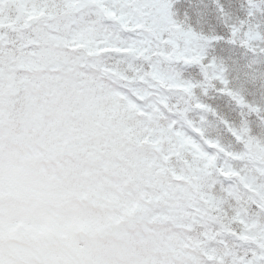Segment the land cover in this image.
Here are the masks:
<instances>
[{
    "label": "snow or ice",
    "instance_id": "1",
    "mask_svg": "<svg viewBox=\"0 0 264 264\" xmlns=\"http://www.w3.org/2000/svg\"><path fill=\"white\" fill-rule=\"evenodd\" d=\"M7 2L0 0V28L12 22L3 15ZM12 2L17 20L23 15L37 22L26 38L36 46L20 55L45 77L60 73L45 82L60 89L87 67L86 85L111 94L126 114L125 130L138 129L137 139L156 153L149 173L164 174L168 182L150 194L138 183L130 205L146 209L132 221L142 226L145 242L185 248L171 264H264V0H238L228 8L223 0ZM25 46L22 38L19 48ZM13 55L0 44L5 84ZM250 85L259 86L261 101L248 100ZM213 93L241 110L238 120L201 99ZM193 112L202 115L196 119ZM174 159L183 162L179 170ZM146 196L159 199V206L149 209ZM154 214L163 218V233L151 227ZM53 222L44 214L39 223ZM0 264L52 262H13L0 252Z\"/></svg>",
    "mask_w": 264,
    "mask_h": 264
},
{
    "label": "rangeland",
    "instance_id": "2",
    "mask_svg": "<svg viewBox=\"0 0 264 264\" xmlns=\"http://www.w3.org/2000/svg\"><path fill=\"white\" fill-rule=\"evenodd\" d=\"M193 2L200 3V0ZM203 2L207 4L210 0ZM230 2H235L238 7V0H223L226 8ZM3 15L12 18L10 24L6 22L5 27L0 28V33H4L0 44L7 49L22 38L29 37L37 23L35 19L23 15L17 20V8L12 0L4 5ZM70 51L75 54L77 49ZM12 58L9 66L12 75L8 83L0 81V136L8 130L2 102L4 92H7L8 97L11 83L28 82L23 87L22 97L31 96L34 89L46 94L62 93V90L57 91L45 82L60 73L53 72L45 77L40 66L30 69L31 72L19 56ZM17 69L21 71L19 74L15 72ZM89 72L90 69L82 66L78 77L73 76L68 86L72 87L71 84L75 83L93 93L86 99L87 103L91 102L89 108L92 109L84 108L81 116L86 118L88 115L91 122L96 121L86 131L87 134H80L77 125H71L74 122L69 119L65 129L58 130L56 120L54 126L50 123L45 130H41L44 134L40 135V126L36 122L39 118L32 112L39 96L33 99L32 111L29 109L28 112L32 115L26 120L31 123L25 121L33 125L26 134L29 135L30 154L38 156L47 153L48 159L52 160L50 165L55 164L53 173L67 178L68 186L56 187L53 182L38 184L44 174L38 166L25 162V153L24 156L16 155L11 145L9 151L4 148L0 150V186L3 187L0 192V223L3 224L0 230V252L13 262L43 258L52 264H171L173 260L179 261L187 254V250L178 247L175 242L163 247L146 243L142 226L132 223L137 215H144L146 209L141 206L130 207L135 202L138 183H143L144 191L150 194L161 184L167 183L169 177L149 173V165L156 153L147 142L137 139L140 135L138 129L125 130L126 114L119 109L111 94H100L86 85ZM68 87L64 85L62 88ZM260 93L259 86L250 85L246 95L248 100L258 102L261 101ZM75 94L78 98L81 96L78 91ZM211 95L215 98L202 96L201 99L218 107L230 118L239 119L237 114L241 110L234 103L227 97H219L215 93ZM190 115L199 119L202 114L193 112ZM207 119L211 121L213 117L208 116ZM19 123L14 122L9 129L13 136L21 129ZM120 133L123 137H118ZM118 139L119 151L128 154L126 158L116 159L117 155L111 148L112 142ZM40 140L42 144H38ZM1 154L7 157L6 164L2 162ZM172 163L179 170L183 162L174 159ZM84 178L95 182L85 185L82 181ZM145 199L149 209L160 204V200L153 196H146ZM256 211L255 205H252L249 217L254 219ZM44 214H50L54 222L40 227L39 222ZM151 227L163 233V218L154 214ZM232 227L237 232L242 231L240 224H233ZM228 239L230 243L240 245L239 240Z\"/></svg>",
    "mask_w": 264,
    "mask_h": 264
},
{
    "label": "trees",
    "instance_id": "3",
    "mask_svg": "<svg viewBox=\"0 0 264 264\" xmlns=\"http://www.w3.org/2000/svg\"><path fill=\"white\" fill-rule=\"evenodd\" d=\"M21 42H19L16 46V48L14 49V52L20 54L21 51L24 53L25 50L26 52L24 53L25 56L27 55V48H28V43L25 42L26 46L23 49L19 48ZM62 90V93L59 94V92L57 93H53L50 100L48 98H46L45 96L42 97L41 99V107L39 109L36 110V112L41 113L40 116V126L44 127L46 126L48 123L46 122V119H55V114L58 113H66L67 110H69V112H74V113H79L82 112L84 108H89L91 102L89 101L88 103L86 102L87 97L92 96L93 93H90L89 90L85 89L84 87H78L76 85H74L72 88L68 87L67 89L61 88L58 89L57 91ZM69 91V92H68ZM78 91L80 92V97L78 98V96L75 94V92ZM68 92V93H67ZM42 96V94L40 95ZM51 99H52V103H51ZM6 107H8V105H6ZM92 109V108H89ZM26 111H21L20 113H25ZM19 112H14V113H9L8 115L12 116V115H18L20 114ZM68 116V115H66ZM88 116V115H87ZM86 118H82L79 121V127L82 128L85 124H88L90 122V118L87 117ZM21 118L24 117L23 115L20 116ZM93 117V114H92ZM32 125H30L31 127ZM25 135V133H21L18 136L19 144L17 146H14V152L18 154H21V156H24L23 153H25V157L26 160H29L31 162L34 163V160L37 159V157H30V155L26 152L27 150V146L26 144V139H23V136ZM13 140V141H12ZM15 142V139L13 137H11L9 134L5 135V140L3 143H0V146H2L3 144H6L9 142ZM5 144V145H6ZM5 147V146H4ZM3 147V148H4ZM2 148V149H3ZM20 148V149H18ZM5 150H7V147L4 148ZM8 151V150H7ZM1 160L4 164H6V160L7 157L5 155L1 154ZM35 165H38L37 163H34Z\"/></svg>",
    "mask_w": 264,
    "mask_h": 264
}]
</instances>
